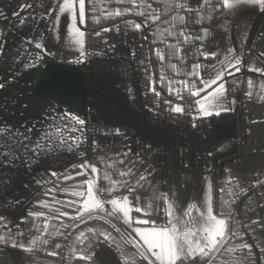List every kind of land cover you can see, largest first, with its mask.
<instances>
[{
	"label": "trees",
	"instance_id": "obj_1",
	"mask_svg": "<svg viewBox=\"0 0 264 264\" xmlns=\"http://www.w3.org/2000/svg\"><path fill=\"white\" fill-rule=\"evenodd\" d=\"M15 1L0 0V21L8 26L0 51V75L10 79L36 71L39 63L35 61L39 55H44L48 32L47 18L37 14L39 8L34 1L28 4L30 7L13 12ZM150 1L144 0L147 21L142 23L144 20L137 10L117 20L115 15H104L102 0H88L90 22L102 23V26L110 23L103 29L94 28L91 42H95L93 35L100 29L110 35L108 39L114 44L88 54V64L94 62L103 70V80L96 91L87 95L85 125L80 126L74 120H53L54 116L68 113L59 101L53 110L37 103L25 104L16 98L0 104V237L7 241L0 240V248H15L28 257L56 239L65 248L66 241L76 238L75 228L63 217L64 212L76 211L78 205L49 195V191L51 187L57 189L78 178L74 172L83 158L100 164V183L105 194L147 190L148 215L154 217H158L160 211L168 169L192 171L209 169L211 165L223 175L236 164L239 108L246 74L251 73L245 68L246 60L239 71L228 76L229 92L236 97L237 108L222 112L212 122L203 116L192 121L196 111L193 90L204 77V72L200 74L201 67L196 69L195 65L209 60L205 59L209 30L212 19L223 9L222 0H207V3L204 0L199 3L197 0H154L159 2L157 9L152 8L159 13L156 21L150 20ZM121 2L123 5L129 1ZM173 4L185 7L174 8ZM263 17L264 9L251 34L249 49L257 51L258 27ZM135 22L141 24L139 29ZM161 28L164 32L169 28L168 40L160 36ZM140 31L148 39L147 45ZM170 48L175 49L174 56L169 55ZM152 64L162 107H153L148 91ZM193 71L198 74L191 75ZM54 76L47 77L49 86L56 83ZM180 80L188 81L181 93L183 113L171 109L175 101L173 83ZM57 127L59 132H56ZM28 128L32 129L30 134ZM45 132H52L53 138L40 141L44 147L39 155L33 154L30 147L25 149L24 144L31 146ZM19 133L30 135L31 140L24 141ZM53 172L57 175H52ZM119 173L122 177L117 178ZM141 176L145 179L140 180ZM241 198L236 195L232 203L238 201L241 205L239 216L244 223L232 234L247 236L252 246L240 251L238 260L243 257L245 264H260L261 228L252 221L254 198L243 201ZM222 200L220 197L219 203ZM87 224L95 225L97 230L100 227L98 232L102 226L114 229L99 217L84 223ZM27 238H32L31 248L22 251L21 241ZM141 261L147 264L144 259L138 260L142 264Z\"/></svg>",
	"mask_w": 264,
	"mask_h": 264
},
{
	"label": "rangeland",
	"instance_id": "obj_2",
	"mask_svg": "<svg viewBox=\"0 0 264 264\" xmlns=\"http://www.w3.org/2000/svg\"><path fill=\"white\" fill-rule=\"evenodd\" d=\"M30 1L31 0H16L13 6V12L20 11L24 8L25 5H28ZM32 1H34L39 8L37 10V14L40 16H45L48 21L47 38L43 46L44 55H42V57L39 55V60L37 59L35 61L39 63L37 64L38 70L36 69V72L29 74L28 77H25L26 79L28 78L27 80L25 78L21 79V77L16 79H6L3 78L2 75H0V85H2V87H0V104H4L7 101L12 100L13 98H16L22 99L25 104L34 105L35 103H37L45 106L49 110H53L55 108V103L57 102L55 99L58 98L62 102L66 103V105H68L65 106L68 113H72L75 116H78L80 119H83L85 108H87L86 106L88 105V98H86L87 95H89L88 90L91 89L92 92L96 91L98 89L96 83H100L103 79V70L101 69V67H99L94 62L88 64V54L90 53V51H94V49L101 50V48L104 46H111L114 44L112 39H108L110 35L108 36L105 32L100 31V29H103V27H108V24L110 23H105L106 25L102 26V23L90 22V18L88 15V0H86L84 19L81 20L79 17V13H77L76 21L72 20L71 14L61 13L59 11V8L63 4V0ZM127 1L129 2L122 5L121 0H102L104 15L108 17L110 15H115L114 17L119 20L121 16H128V13L130 14L132 10H137L139 11V14L144 13L142 15V19L144 20L142 23H145L147 20L144 17L146 15L144 8L147 5L144 4V0ZM232 2H234V0H232ZM150 5V20L156 21L158 19L155 18L159 16V13L158 10L153 9H157V7L159 6V2L152 0L150 1ZM254 5L257 4H248L244 2L235 3V6L232 9H229L227 7L224 8L223 5L224 10H221L222 13L219 12L218 15L216 14L217 16L215 15L216 17L214 16V18L212 19L209 30V43L207 46L206 55L209 53H215V56L209 57V60L205 62V64H201L200 74L204 72V77L201 81V84L193 90V93H195L196 91H200V95L196 96V111L193 114L192 121L196 120V118L200 116L206 117L201 112L200 104L197 101H203L206 106H211L215 103L212 98V93L217 85H213L211 88H206L204 84V80L208 78V74L210 72H213L214 69L219 70L222 68V66L229 65V61L234 63L235 59H240L242 63L246 60L247 64L245 68H247L251 57L257 55V52L255 50L249 49L251 34L255 28L254 26L256 25V19L255 21L253 20V18L249 20V13L247 10ZM117 12L121 13V15H116ZM74 23L76 27L84 32L83 47L76 43V37L73 32ZM137 24L140 23L135 22V25ZM96 27H99L100 29L98 30V34L93 35L95 42H91V31ZM117 27L118 25L115 26V30L118 29ZM7 28V24L0 21V51ZM164 30V28H161L160 36L162 37V39L164 38L168 40L170 30L169 28H167L165 32ZM140 33L141 38L145 40V44L147 45L148 39L144 36L143 31H140ZM123 35H127L126 30H124ZM104 40L107 42H104ZM257 41L259 44V38ZM43 57L44 60H42ZM54 64L62 65L63 67H65V73L58 72V74H56V82L58 79L56 85L49 86L47 83H45L43 88L41 89L36 87L37 83L35 84V86L31 84L33 81L39 79L44 71H48L46 70L47 67L51 68ZM241 64L238 66L239 70L241 69ZM78 67H81L84 70V75L82 74V72L77 71ZM229 68L231 67L229 66L225 69L224 80L222 81L226 89L225 97L220 105L211 109L213 111H219L220 114L222 112L233 111L234 105L237 101L236 97L230 94L229 85H227V81L229 82L228 76L231 75H227V70ZM150 69L151 74L148 91L151 102L153 103V107H162L161 104H159L160 95L159 90L156 86L157 82L154 74L155 65L152 64ZM87 75H89V81L87 79ZM252 75V72L246 74V83L248 77ZM43 79L44 82L48 81L46 76ZM186 82L188 81L180 80L178 83L177 81L173 83V88L175 89V101L172 103L171 109L179 106L182 107L184 112V106L180 101L182 97V89L188 85L186 84ZM41 90H43V92L45 91V94ZM60 94L62 96H59ZM216 116L218 117L219 115ZM211 117L212 116H207L206 118H208L209 121L212 122L213 120L210 119ZM75 134L78 135L79 133ZM237 157H239V155ZM207 160L208 162L210 161V154L207 155ZM238 162L239 160L236 161V164H238ZM82 164H86L88 165V167H80V165ZM211 167L212 166L210 165L209 169L192 171L168 169L165 176V186L163 188L162 201L159 205L160 211L158 217L148 215V210L146 212L147 216L145 215L144 211L140 213H136L135 211H133L131 213L133 223L129 224L125 221L123 214L118 210L116 206L112 205L110 201L117 200L120 201L121 204H123L125 202V198H127L129 206L132 208H137L140 207V204L136 201V198H133L131 194H115L111 192H109L108 197L102 196L100 191V164L94 162L90 158H83L79 162V169L76 170L74 174L78 176V178L85 176L86 185L88 181L94 182L95 189H97L96 195L104 202V209L102 211L94 210L91 213L85 211L83 209V202L86 196L82 197L79 200L81 207L80 210L77 209L78 212L74 216L73 224H77L78 222L80 223L85 220H91L94 216L102 218L107 224L111 225L118 231V236L121 234L124 237V241H122L124 245L122 244L120 249V252L122 253L121 256L123 255L127 264H134V262L131 261V259H135V255L134 257L132 256L135 253L134 248L142 256L145 252L143 242L140 240V237L136 232L137 228L143 229L146 227H168L170 226L169 220L173 219L174 217L176 226L179 229H193L194 231H197V235L194 237V239H200L204 235L201 230L203 229V227H205V218L208 209L211 208L213 215H216L218 219H224L226 222L225 243L218 252L214 253L211 264H236L238 262L245 264V261H243V257L238 260L239 252L244 250L245 245L252 246V244L247 236L245 237L232 234L233 230L239 229L240 224L243 225L244 223L243 218L239 216L240 211L242 210L241 205L238 204V201L236 203H232V200H235L234 197L236 195L237 198L239 195H241L242 201L246 198L252 197L254 198V213L252 221L261 228L259 239L261 241V252L263 253V255L262 259L260 258V264H264V232L260 214V208L263 202L259 193L260 184L257 183L253 185L252 188L248 189L244 188L242 184L233 185L230 182L228 169L225 171V174L219 175V170ZM93 168L96 169L95 172L91 171V169ZM123 170L124 168H122V171ZM121 175L122 174L119 173L118 175H116V177L120 178L122 177ZM60 188L56 189L51 187L49 195H56L60 198H63L60 195ZM131 192H144L147 199V190H131ZM231 196L232 198L230 199ZM220 197L224 200L220 201L221 206L218 201ZM169 204L172 205L171 209H169ZM189 209H192V211L190 214H187L189 213ZM228 210L231 212H228ZM169 211H172L173 217H169ZM64 213L71 214L72 212ZM68 217L69 216L65 215L63 219L69 224L70 219ZM149 217L152 221L150 225L135 223L136 220L148 219ZM99 228L100 227H98V230ZM95 229H97L96 226ZM105 229L107 228L102 226L101 230L98 233L105 231ZM31 240L32 238H27L21 241V243L26 246L25 250L31 248ZM45 247H42L41 250ZM11 249L13 250V253L16 254V256L24 257L23 255H21V252L19 253L15 248H0V264H3L2 258L4 251L10 252ZM36 253H39V251L35 250L33 252V254ZM141 259L147 261L144 256ZM148 260H150L152 264H155V261L151 257H149ZM71 262L72 263L70 264H74L75 261L73 262V260H71ZM142 264L145 263L142 262ZM184 264H189V262L185 261Z\"/></svg>",
	"mask_w": 264,
	"mask_h": 264
},
{
	"label": "crops",
	"instance_id": "obj_3",
	"mask_svg": "<svg viewBox=\"0 0 264 264\" xmlns=\"http://www.w3.org/2000/svg\"><path fill=\"white\" fill-rule=\"evenodd\" d=\"M263 9L259 4L248 8L249 20L253 18L255 21L256 19L255 23H257ZM258 38L257 55L251 57L247 67L253 75L248 77L239 108V162L229 167L228 174L233 185L242 184L244 188L248 189L257 183L260 184L259 193L263 202L260 214L264 232V17L258 27ZM254 69H259V71H254ZM235 71L234 68H229L227 75ZM227 85H229L228 81ZM236 108L237 101L233 110ZM216 118V115H212L210 119L215 120ZM86 187L85 176H83L64 184L60 188V195L78 205V210H80L79 200L82 197L74 196L73 192H86ZM100 191L102 196L108 197V194L103 192L102 187H100ZM123 194H131L133 198H136L146 215L147 199L144 192L127 190ZM78 210L71 214H65L69 216V226L75 228L74 233L76 234L74 240L66 241L65 248H63L61 241L54 240L48 247L31 257H18L11 249L10 252L4 251L3 264H70L72 263L71 260L75 261L74 264H127L120 252L124 237L121 234L118 236V231L115 228V231H112L105 227L107 228L105 231L98 233L93 224L84 225L89 220L73 224L74 216ZM20 246L21 250L24 251L26 246L23 243ZM134 250L135 253L132 256L135 255V259L133 258L131 261L134 264H141L138 260L143 256L135 248ZM147 261V264H152L150 260L147 259Z\"/></svg>",
	"mask_w": 264,
	"mask_h": 264
},
{
	"label": "snow or ice",
	"instance_id": "obj_4",
	"mask_svg": "<svg viewBox=\"0 0 264 264\" xmlns=\"http://www.w3.org/2000/svg\"><path fill=\"white\" fill-rule=\"evenodd\" d=\"M199 3L200 0H197ZM207 3V0H204ZM223 5L229 9H232L235 6V3H248V4H259L261 8H264V0H222ZM24 7H30V5H25ZM174 8H184L183 4H173ZM85 8H86V0H63L62 6L59 8L61 13H69L71 14V18L73 21L77 19V13H79V17L81 20L85 17ZM191 11V9H189ZM143 15L144 13H140ZM116 15H121V13L117 12ZM155 19H159L156 17ZM141 24H137L136 28L139 29ZM106 31L108 29H105ZM73 32L76 37V43L81 47L84 46V32L81 31L78 27H76L75 23L73 24ZM182 35V33H181ZM40 45H37L39 48ZM170 56L175 55V49L170 48L169 51ZM215 56V53H209L205 56V59L209 57ZM163 58V57H161ZM242 63L240 59H235V62L232 63L229 61V65L222 66L221 69H214L213 72L208 74V78L204 80V84L206 88H211L213 85H217L212 93V98L215 103L211 106H206L203 101H197L200 104V110L204 116H212V115H220L219 111H213L212 108L220 105L225 97L226 89L225 85L222 82L224 80L225 69L227 67L234 68L236 71H239V65ZM201 65H195L196 69H199ZM254 71H259V69H254ZM198 73L193 71L191 75H197ZM2 87V85H0ZM154 90V88H153ZM195 96L200 95V91H196L193 93ZM174 112L182 113V107H175L172 109ZM227 110V109H225ZM53 120L61 119V120H74L78 125H85V120L80 119L78 116H75L72 113H64L62 116H54ZM77 129H73L76 131ZM60 129L57 127L56 132H59ZM27 132L30 134L32 132L31 128L27 129ZM16 135V132L13 131V136ZM21 137H23L24 141H30L31 136L25 135L24 133H19ZM53 133L45 132V134L39 137L34 144L31 146L29 144H24L25 149L30 147L31 151L35 155L40 154V150L44 147L41 144V140L48 139L52 141ZM131 151V150H129ZM127 154V153H126ZM3 155H7L3 153ZM82 168H87L88 165L82 164L80 165ZM91 171L95 172L96 169H91ZM52 175H57V173L53 172ZM145 177L141 176L140 180H144ZM97 189H95V185L93 181L87 182V192L85 194L84 191L73 192L74 196L85 197L83 202V209L91 213L94 210H103L104 202L96 195ZM131 191V189H129ZM110 203L118 208V210L123 214L125 221L129 224L133 223L131 213L135 211L136 213H140L144 211L143 208L137 207L132 208L129 206L127 198H125V202L121 204L120 201L112 200ZM151 207V205H149ZM172 208V205L169 204V209ZM192 209H189L190 214ZM169 217H173L172 211L168 212ZM135 223L142 225H150L152 223L151 218L148 219H139L136 220ZM225 220L218 219L216 215H213L212 209L209 208L206 218H205V227L201 230L204 235L200 239H194L197 235V231L193 229L181 230L176 226L175 219L169 220L168 227H146V228H137L136 232L140 237V240L143 242V247L145 252L143 254L145 259L151 257L155 264H184L185 261H188L189 264H211L214 253L218 252L221 247H223L225 243ZM110 238V237H106ZM0 240H5V238L0 237ZM15 247V245H13ZM245 247L250 248V245H245Z\"/></svg>",
	"mask_w": 264,
	"mask_h": 264
},
{
	"label": "flooded vegetation",
	"instance_id": "obj_5",
	"mask_svg": "<svg viewBox=\"0 0 264 264\" xmlns=\"http://www.w3.org/2000/svg\"><path fill=\"white\" fill-rule=\"evenodd\" d=\"M49 64H50V62H49ZM56 65V66H55ZM49 66V65H48ZM57 66H60V67H57ZM78 66V65H77ZM85 66V65H84ZM48 68V69H47ZM46 68V70H48L47 72L46 71H44L43 72V74H42V76L39 78V79H35L36 81H33L31 84H33L34 86H35V84L37 83V85H36V87L37 88H43V86H44V84L46 83V82H44V79L43 78H45V76L46 77H48L50 74L51 75H55V76H57L56 74H58V72H60V73H65V67H63L62 65H58V64H54L53 65V67H51V68H49V67H47ZM37 70H38V68H37ZM78 72H82V74L84 75V70L81 68V67H78V70H77ZM36 72V71H35ZM66 75V74H65ZM54 76V77H55ZM63 76V75H62ZM88 77H87V79H88V81H89V75H87ZM25 77H28V75H25V76H23V77H21V79H23V78H25ZM3 78H6V79H10V78H7V77H5V76H3ZM26 79V78H25ZM28 79V78H27ZM26 79V80H27ZM103 80V79H102ZM55 81V80H54ZM53 81V82H54ZM57 82H58V79H57ZM56 82V83H57ZM102 82V81H101ZM101 82L100 83H96V85L98 86L97 88H99V85L101 84ZM55 83V84H56ZM54 84V85H55ZM48 85H51L49 82H48ZM52 85H53V83H52ZM42 92H43V90H41ZM41 91H40V93H41ZM89 92H88V94H91V93H93L92 91H91V89H89L88 90ZM78 92V91H77ZM44 94H45V91L43 92ZM55 98V97H54ZM57 98V97H56ZM86 98H88V97H86ZM57 102L59 101V102H62V101H60L58 98L57 99H55ZM62 104H63V106L65 107V106H68V105H66V103H63L62 102ZM88 106H89V102H88V105L86 106L87 108H88ZM85 110H86V108H85Z\"/></svg>",
	"mask_w": 264,
	"mask_h": 264
}]
</instances>
